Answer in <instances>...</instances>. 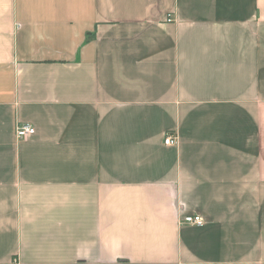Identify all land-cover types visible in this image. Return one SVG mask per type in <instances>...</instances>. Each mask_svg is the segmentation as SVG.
I'll list each match as a JSON object with an SVG mask.
<instances>
[{"label":"crops","instance_id":"obj_1","mask_svg":"<svg viewBox=\"0 0 264 264\" xmlns=\"http://www.w3.org/2000/svg\"><path fill=\"white\" fill-rule=\"evenodd\" d=\"M0 264H264V0H0Z\"/></svg>","mask_w":264,"mask_h":264},{"label":"built area","instance_id":"obj_2","mask_svg":"<svg viewBox=\"0 0 264 264\" xmlns=\"http://www.w3.org/2000/svg\"><path fill=\"white\" fill-rule=\"evenodd\" d=\"M171 16L168 17V22H172ZM36 134V129L31 124H23L17 127L16 136L18 140L24 141L31 136ZM166 146L174 147L177 146L179 143V139L177 135L168 134L165 137L164 141ZM183 223L188 225H195V226H203L204 219L200 216H186L183 220Z\"/></svg>","mask_w":264,"mask_h":264}]
</instances>
